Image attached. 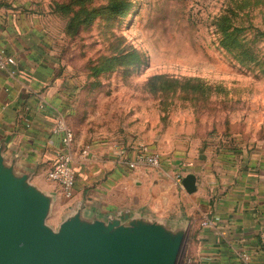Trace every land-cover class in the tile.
Instances as JSON below:
<instances>
[{"label": "rangeland", "instance_id": "rangeland-1", "mask_svg": "<svg viewBox=\"0 0 264 264\" xmlns=\"http://www.w3.org/2000/svg\"><path fill=\"white\" fill-rule=\"evenodd\" d=\"M31 1L59 40L69 105L62 116L76 152L89 145L168 152L175 142L195 144L197 154L264 150V0ZM132 50L142 56L138 68ZM73 210L63 198L54 202L46 225L56 230ZM187 242L188 235L177 264Z\"/></svg>", "mask_w": 264, "mask_h": 264}, {"label": "crops", "instance_id": "crops-1", "mask_svg": "<svg viewBox=\"0 0 264 264\" xmlns=\"http://www.w3.org/2000/svg\"><path fill=\"white\" fill-rule=\"evenodd\" d=\"M53 28L31 0H0V51L15 61L0 71V145L19 171L32 173V185L61 202L59 187L46 180L60 149L52 131L69 106ZM178 145L168 152L148 148L158 153L160 165L135 170L125 165L135 148H122L119 157V148L85 146L89 158L73 163L75 191L68 204L84 202L87 214L104 218L128 212L187 223L191 264H264V150L223 146L197 154L193 143ZM178 173L195 176V193L181 190L178 196ZM214 218L213 226L201 225Z\"/></svg>", "mask_w": 264, "mask_h": 264}, {"label": "water", "instance_id": "water-1", "mask_svg": "<svg viewBox=\"0 0 264 264\" xmlns=\"http://www.w3.org/2000/svg\"><path fill=\"white\" fill-rule=\"evenodd\" d=\"M0 145V264H177L187 223L128 212L107 218L77 203L56 230L46 225L54 196L30 183ZM182 190L196 192L187 174Z\"/></svg>", "mask_w": 264, "mask_h": 264}, {"label": "built area", "instance_id": "built-area-1", "mask_svg": "<svg viewBox=\"0 0 264 264\" xmlns=\"http://www.w3.org/2000/svg\"><path fill=\"white\" fill-rule=\"evenodd\" d=\"M15 66V61L12 57L0 51V71H7ZM53 134L58 135L60 139V149L56 153L55 159L46 173V180L59 187L61 197L64 200L70 201L74 197L75 191V173L73 163L75 161H85L89 158V148L85 147L78 153L74 151V135L66 126L63 116L57 118L53 128ZM124 155L123 149L119 148L118 156ZM126 167L129 170H135L139 166L149 168H157L160 165V156L156 152H151L147 147L139 146L135 148V153L132 160L126 161ZM182 175L177 174L175 182L181 188ZM218 218L207 219L202 222V226H213Z\"/></svg>", "mask_w": 264, "mask_h": 264}, {"label": "trees", "instance_id": "trees-1", "mask_svg": "<svg viewBox=\"0 0 264 264\" xmlns=\"http://www.w3.org/2000/svg\"><path fill=\"white\" fill-rule=\"evenodd\" d=\"M121 6H123L124 7V9L123 10H129L128 8L130 7L128 4H122V3H113L112 5H111V7H113V8H118V7H121ZM123 15V14H122ZM240 50H241V48L243 49V51H245V53H247L248 52V50H244L245 49V47L244 46H241V45H239L238 44V46H237ZM241 52V51H240ZM241 55V53L240 54H238L236 57H237V59H238V61L242 64H245L244 63V61L242 60V56H240ZM128 58H131V59H134L135 61H136V67L138 68V67H140L141 65H142V56H141V54L139 53V52H137L136 50H132L131 51V53L127 56ZM243 57H244V59H246L247 57H249V55H247V54H244L243 55ZM250 58H251V56H250ZM187 83H191V81L190 80H188V82ZM195 88H200V85L199 84H195V85H193L192 86V89H195ZM192 240V234H191V231H189V234H188V242H187V249H188V245H189V243H190V241ZM187 249H186V251H187ZM182 263L183 264H191V262H190V260H188V258H187V256H186V253H185V256H184V258H183V261H182Z\"/></svg>", "mask_w": 264, "mask_h": 264}]
</instances>
